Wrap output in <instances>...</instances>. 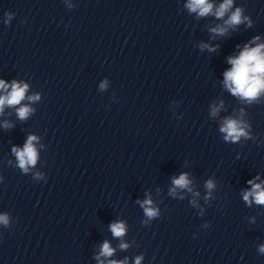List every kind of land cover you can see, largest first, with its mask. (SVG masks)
Listing matches in <instances>:
<instances>
[{
    "label": "clouds",
    "instance_id": "clouds-1",
    "mask_svg": "<svg viewBox=\"0 0 264 264\" xmlns=\"http://www.w3.org/2000/svg\"><path fill=\"white\" fill-rule=\"evenodd\" d=\"M233 5V0H224L218 8L215 9L213 13V4L209 0H189L187 7L191 11H198L200 16H205L208 14H214L218 18L224 17V15L229 11ZM247 17L242 15V9L236 8L234 12L231 13L225 24L229 27H233L241 24ZM251 22L249 21V24ZM211 31L224 35L227 31L226 27H216ZM256 40L259 37L255 38ZM213 50L214 49H210ZM228 63L232 65L231 69L224 73V85L229 91L242 99H247L249 102L255 100L262 89H264V43L257 44L256 47H250L245 45L243 50L236 57H230ZM28 85L21 86L20 84L13 83L11 85V92L7 95L0 96V112L3 111V107L7 104L9 106H14L20 104V102L25 98V92ZM104 87V85H101ZM8 85L5 84L3 80H0V89H7ZM30 99H38V97H31ZM32 110L27 107H21L18 109V116L20 119H25ZM219 108L214 107L212 114L216 115ZM5 127H8L5 124ZM247 125L243 121H239L232 118H226L220 129L221 132L225 133L224 139L226 141L236 142L242 136L248 137V132L246 131ZM37 137L29 136L24 147L16 148L14 147L12 151L15 153L19 167L25 172L28 171L29 165H35L37 162L38 153L34 147L33 141ZM248 183L252 185L251 189L244 192L243 199L249 204L254 200L256 204L264 205V185L260 183H255L249 180ZM174 188L171 190L173 193L176 188H189L190 180L187 174H181L178 178L173 179ZM206 187L212 189L214 184L211 180L207 182ZM189 190H191L189 188ZM144 208L145 215L149 218L156 217L158 215V210L152 207V200L146 199L141 205ZM0 223L7 224V215H0ZM111 232L115 237H122L125 234L126 228L123 222L112 223L110 225ZM126 244H121V248H126ZM114 249L111 248L107 241L104 242L101 248V256H111ZM261 252H264V246L260 248ZM142 257H137L136 264H140ZM103 264V262H101ZM110 264H124L122 261H111Z\"/></svg>",
    "mask_w": 264,
    "mask_h": 264
}]
</instances>
